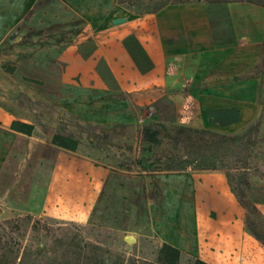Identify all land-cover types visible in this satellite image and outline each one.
Returning a JSON list of instances; mask_svg holds the SVG:
<instances>
[{
	"label": "rangeland",
	"instance_id": "1",
	"mask_svg": "<svg viewBox=\"0 0 264 264\" xmlns=\"http://www.w3.org/2000/svg\"><path fill=\"white\" fill-rule=\"evenodd\" d=\"M132 1L129 7L142 16L164 4L196 0ZM72 3L65 12L37 13L32 0H0V111L35 127L31 137H23L0 123V233H11L23 247L30 242L39 260L61 252L75 232L80 240L101 245L113 254L151 264L157 262L163 243L181 250V264H192L196 258L209 264H264V244L249 231L264 241V223L257 214L264 215L263 183L254 179L243 191L234 180L238 190L233 192L221 172L147 174L153 160V152L143 141L147 128L202 126L195 103L180 92L183 82L170 97L129 107L126 117V113L116 115L128 109L123 95L102 100L90 96L79 76L63 78L66 64L60 60L61 54L95 22ZM208 3L219 50L198 68L210 74L223 60V53L257 46L256 59L247 65L233 59L227 89L233 102L253 107L258 117L264 106V0ZM244 19L246 29L241 27ZM93 45L88 40L81 52L89 53ZM98 70L110 80L103 63ZM202 92L211 93L207 86ZM54 135L76 141L77 151L59 150L52 144ZM78 160L102 176L95 179L89 171L85 174L73 167ZM139 160L143 161L141 168L136 164ZM218 179L234 196L237 216L257 250L234 253V245L224 247L222 227L226 222L207 202ZM207 181L211 183L206 185ZM73 190L84 191L88 203L82 199L85 193ZM215 193L221 194V190L217 188ZM25 217L32 220L24 224L20 219ZM33 225L35 232L31 231ZM127 237H134L136 243L127 244Z\"/></svg>",
	"mask_w": 264,
	"mask_h": 264
},
{
	"label": "crops",
	"instance_id": "2",
	"mask_svg": "<svg viewBox=\"0 0 264 264\" xmlns=\"http://www.w3.org/2000/svg\"><path fill=\"white\" fill-rule=\"evenodd\" d=\"M32 2L33 10L37 13L65 12V7L73 2L72 4L81 7L83 13H87V18L94 19V24L91 23L93 26L86 28L81 39L67 46L61 54L60 60L66 64L63 78L71 80L79 76L90 96L102 100L123 95L127 99L128 109L126 112L120 110L116 115L126 113L127 117L130 113L129 107L143 106L144 102L148 103L151 99L157 101L170 97L176 92V86L183 82L185 86L180 92L185 98L190 99L191 103L192 100L195 103L194 106L201 116L202 129L233 135L243 131L257 119V110L233 102L227 89L232 80L233 59L244 66L247 65L256 59L259 52L257 46L241 47L234 54L223 53V60L210 74H203L198 68L207 63L209 55L213 57L219 50L214 27L210 23L209 13L213 11L208 0L171 4L157 13L142 16L136 15L129 5L121 4L119 0H32ZM117 20L123 22L115 23ZM243 21L244 23H240L241 27L246 29L247 20ZM88 40L93 42L94 47L89 53L84 54L81 48ZM224 50L225 48H222L221 51ZM100 63L105 65L110 80L98 70ZM109 82L113 83L114 88L110 87ZM206 86L209 87L210 94L202 92ZM106 102L108 104V101H103ZM231 108L239 110V121L227 127L211 123V116L206 114L207 110ZM15 121L33 126L31 135L13 130L12 124ZM0 123L12 134L23 137H31L35 131L32 122L16 119L6 111H0ZM74 165L73 167L79 168L81 172L89 171L95 179L102 176L99 170L92 168L85 161H74ZM218 180L207 202L226 222L222 227L225 236L224 247L231 248V245H234V253L257 250L255 241L248 238L243 230V220L237 216L238 207L234 196L223 187L222 180ZM210 183L207 181L206 185ZM217 188L221 190V194L215 193ZM73 191L80 195L87 189L85 188V192ZM82 199L88 203L89 196L85 193ZM230 258H233L232 254Z\"/></svg>",
	"mask_w": 264,
	"mask_h": 264
},
{
	"label": "trees",
	"instance_id": "3",
	"mask_svg": "<svg viewBox=\"0 0 264 264\" xmlns=\"http://www.w3.org/2000/svg\"><path fill=\"white\" fill-rule=\"evenodd\" d=\"M119 2L129 6L134 4L132 0H119ZM166 6L168 5H162L154 13ZM125 45L130 50L126 42ZM206 114L211 116V123H218L221 127L237 123L240 115L236 108L207 110ZM12 129L31 135L33 126L15 121ZM143 141L153 152V160L147 167L148 175L222 172L229 179L233 192L238 190L234 180L243 191L249 189L250 182L254 179L264 184V106L253 123L234 135L184 126L168 128L160 124L147 128ZM52 144L71 152H76L78 148L76 141L62 135H54ZM142 162V160L137 161V166L141 168ZM257 214L264 223V215L260 211H257ZM20 220L25 224L32 218L25 217ZM31 231H36V225H33ZM249 231L264 244L259 235L252 230ZM30 235L29 240L32 237ZM14 240L11 233L2 230L0 264H151L134 257L127 258L121 253L113 254L101 245L80 240L79 234L75 232L71 234L68 244L62 245L64 248H61V252H55L51 257L45 255L41 260L38 259V255H34L30 242L23 247L21 242L18 244ZM58 240L57 242L61 241ZM181 259L182 253L179 248L163 243L158 249L155 264H181ZM192 264L208 263L196 258Z\"/></svg>",
	"mask_w": 264,
	"mask_h": 264
},
{
	"label": "water",
	"instance_id": "4",
	"mask_svg": "<svg viewBox=\"0 0 264 264\" xmlns=\"http://www.w3.org/2000/svg\"><path fill=\"white\" fill-rule=\"evenodd\" d=\"M121 22H123V20H117V21H115V23H121ZM2 210L0 209V212H1ZM133 240V238L132 237H127L126 239H125V242L127 243V244H130V243H132L131 241ZM134 244L136 243V241H134L133 242Z\"/></svg>",
	"mask_w": 264,
	"mask_h": 264
},
{
	"label": "bare ground",
	"instance_id": "5",
	"mask_svg": "<svg viewBox=\"0 0 264 264\" xmlns=\"http://www.w3.org/2000/svg\"><path fill=\"white\" fill-rule=\"evenodd\" d=\"M133 238V240L131 241L132 243L135 241V239H134V237H132Z\"/></svg>",
	"mask_w": 264,
	"mask_h": 264
}]
</instances>
